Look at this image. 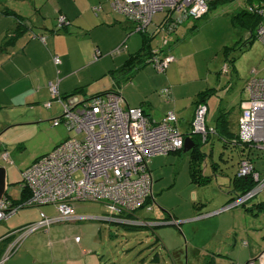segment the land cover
Segmentation results:
<instances>
[{
  "label": "rangeland",
  "instance_id": "1",
  "mask_svg": "<svg viewBox=\"0 0 264 264\" xmlns=\"http://www.w3.org/2000/svg\"><path fill=\"white\" fill-rule=\"evenodd\" d=\"M102 1L105 4L101 3L93 14L98 12L100 14L104 4L105 9L109 11L107 18L109 21L113 17L129 25L122 14L111 8L108 0ZM94 6L96 5L92 7ZM235 8V0L218 5L198 19H187L177 28V36H180L177 48L198 51L193 62H196L198 70L201 71L197 72L193 67L189 75H199L201 72L210 74L209 81L212 85L203 86L205 88L213 86L216 89L215 94L208 100L207 123L214 122L218 109L230 108H233L230 117L233 122L236 105L246 96L244 90L246 79L255 72L264 74L263 45L256 39L250 46H243L248 32L231 21ZM161 16L162 11L153 17V22L158 21ZM102 31H107V35H110V30L108 31L106 26ZM125 37L124 34L123 40ZM132 37L140 38L137 33L129 35L125 46ZM164 39L175 48L173 42L177 41L173 33L166 34L160 31L153 44L155 45L156 41L159 44L163 43ZM225 48H229L227 58L223 54ZM116 53L114 51L107 57ZM123 53L124 50L119 56ZM230 59L233 61H229ZM144 66L150 67L149 64ZM224 66H227L226 72ZM131 71L135 69L132 68L125 74ZM113 74L117 79L119 73ZM212 110L215 115L210 119ZM233 125L235 126V123ZM19 130V127L9 128L1 135V138L7 141V151L12 161L9 164L0 157V165L8 168L6 194L12 198H17L19 194L20 170L31 162L37 150L49 145L55 134L50 121L41 123L40 127L29 128L26 137H20L17 133ZM203 149L206 153L209 149L212 150L211 158L214 161L220 160L217 173L211 174L207 171V175H211L210 183L195 186L190 182L185 153L178 156L180 159L175 165H169L164 156L158 157L157 163L164 164V167L162 177L155 182L158 187L152 188L154 203L149 204V211L144 208L136 212V216L146 221V224H150L149 217L162 215L166 217L170 213L175 218L172 219L175 224L158 223L160 226L151 228L146 225L139 229L100 221H63L53 223L46 229L28 233L22 238L19 248L25 246L31 249V259L38 255L37 259L40 258L42 264H65V257L78 251L81 254L84 252L86 262L81 260L77 264H87L93 259L96 264H236L239 260L254 259L264 251L262 246L264 241L261 238L264 235V212L244 207L257 202L264 203V190L249 199L245 206L237 205L208 216L209 213L221 209L232 196L228 187V180L232 177V163L228 157L230 150L225 152L222 149L217 136L212 137V141ZM168 158L171 159L173 156L169 155ZM250 158L256 170L260 172V177H263L264 161L261 158V151L254 148L250 152ZM77 205H81L77 215L98 216L101 213H108L107 207L102 203L80 202ZM40 210L47 216L53 215V209L47 211L43 207H25L10 218L16 221L17 218L24 217L26 223L37 221L40 218H38ZM178 221L181 223L178 224ZM76 236L78 242L74 241ZM243 241H247L248 244L243 245ZM50 257H54V260Z\"/></svg>",
  "mask_w": 264,
  "mask_h": 264
},
{
  "label": "crops",
  "instance_id": "2",
  "mask_svg": "<svg viewBox=\"0 0 264 264\" xmlns=\"http://www.w3.org/2000/svg\"><path fill=\"white\" fill-rule=\"evenodd\" d=\"M101 3L105 4L102 0H0V148L2 147L0 157L3 153H6L8 158L7 162H4L12 163L7 151V141L1 138L3 132L9 128L19 127L20 130L17 131L19 136L26 137L29 128L40 127L41 123L50 121L55 132L49 145L37 150L34 153V158L20 170V173L37 159L52 151L55 146L69 136L63 125H52V120L60 114L61 105L58 102H52L50 107L44 106V103L50 100L48 82L57 83L58 94L62 96L69 95L78 86L85 87L80 97H88L92 94L109 90L117 91L120 93L125 106L141 107L144 115L151 121H160L167 111H173L177 118L176 125L182 134L186 133L190 128L197 95L208 88H212L216 92L213 86L206 88L203 86L212 85L209 81L210 74L201 72L199 75H189L193 67L195 71H201L198 70L196 62H193V58L198 54V51L177 48V40L180 37L177 36L178 30L174 33L177 41L173 42L175 43V48L172 45L169 49L170 54L174 55L175 61L165 73L160 74L155 72L151 66L141 65L138 69L134 68L135 71L125 74V72L130 70L121 69L123 58L128 53L138 49L140 38H130L129 43L125 46L124 43L127 41L126 37L123 40L125 22L112 16L109 21L107 19L109 11L105 9L104 4L101 7L100 14H98L99 12L97 13L98 15L93 14L92 6H97V4L99 6ZM10 12L17 15V17ZM59 16L64 17V27H60L58 24ZM19 17H22L25 23L23 24L25 30L14 36L16 24L18 23L17 18ZM105 26L108 31L110 30V35H107V31H102ZM41 36L44 37L43 41L39 39ZM122 45H124V48L121 51L124 50V56H119L120 51L117 52L118 54L107 57L108 54L114 53ZM247 46H250V44ZM95 49L99 51L100 57L93 61L92 53ZM263 53L264 46L262 56ZM55 55L60 60L57 65L52 61V57ZM114 72L119 73L117 79L113 76ZM162 89H168V96L161 94ZM212 95L205 103V123L208 127L213 128L215 122L210 123L208 121L207 123L206 118L209 114L208 100ZM246 96L241 98L236 105V114L233 122L230 119L233 108L222 110V112L228 111V126L232 134L237 133V117L240 114V103ZM213 113L214 111L212 110L210 119L214 117L215 114ZM234 123L235 126L233 125ZM214 136L216 135L212 137ZM212 137L209 138L207 143L212 141ZM218 138L222 149L225 152L228 149L230 150L228 157L232 163L233 177L238 158L244 152L248 154L249 149L245 145L243 147L233 146L231 149L227 148L223 146L222 139L219 136ZM207 143L201 147L202 152L205 154L204 162H202L205 175L207 171L211 174L217 173L220 162L218 160L217 163L211 158L212 150L209 149L208 153L204 151L203 147ZM182 153H185L184 156L188 160L189 155L183 149L181 153L170 154L173 156L171 159L168 158L169 155L163 158L169 162V165H175L180 159L178 156ZM158 157L160 156L151 157L148 160V167L154 178L152 188L153 186L158 187L155 182L162 177V169L164 167V164L159 165L157 163ZM0 166L5 168L7 178L8 168L4 165ZM258 173L260 175V172ZM231 178L228 180L230 191L232 189ZM19 187L20 194L22 188L21 178H19ZM231 193L233 194L232 191ZM19 194L17 198L8 196L10 199L16 200L19 198ZM80 202L75 203L76 214L77 210L81 208V205H77ZM29 207H43L47 211L53 209V215L51 216L56 214V209L53 205ZM23 208L25 207L19 208L14 214L0 221V259L17 237L14 231L26 224L35 222L26 223L24 217L17 218L16 221L11 220L10 217ZM41 214L45 215L44 211H39L38 218L41 217ZM106 215L104 213L98 216L84 215L87 218L77 221H100L120 224L112 220H106L104 218ZM172 219L175 220L174 217ZM76 238L78 239L76 236L74 241L78 242L75 240ZM20 248L19 245L15 247L3 264H29V259L30 264H42L40 258L37 259L38 255L31 259V249L25 248V246H20ZM82 254L78 251L75 254L67 255L65 264H77L81 260L86 262L84 252ZM50 258L54 260V257ZM246 260H240L239 262ZM87 264L96 263L93 259Z\"/></svg>",
  "mask_w": 264,
  "mask_h": 264
},
{
  "label": "built area",
  "instance_id": "3",
  "mask_svg": "<svg viewBox=\"0 0 264 264\" xmlns=\"http://www.w3.org/2000/svg\"><path fill=\"white\" fill-rule=\"evenodd\" d=\"M111 8L122 14L133 30L141 31L158 13H173L174 19L167 23V29L177 28L187 19H197L208 10L209 0H108ZM99 6L92 7L97 11ZM250 9V7H249ZM253 9L261 16V23L255 31L256 37L264 44V4ZM65 23L58 17V24ZM41 41L44 37H39ZM165 40V39H164ZM165 53L150 62L159 72H164L175 60L170 54V43H162ZM100 57L95 49L92 60ZM55 65L60 60L52 57ZM264 70V55H263ZM226 71L227 66H224ZM50 100L61 105L58 117L52 125L61 124L67 136L55 148L37 159L21 172V186L29 190V197L19 204L12 205L3 197L0 202V221L14 214L19 208L53 205L54 216L41 214L39 220L26 224L16 231L13 243L0 259L3 264L22 238L38 229H46L53 223L73 222L87 218L77 215L75 203L78 201L102 203L108 209L106 220L120 224L129 222L140 224L136 217L140 209L150 210L145 200L151 196V176L146 165L151 157L171 150H180L184 136L176 127V117L167 111L160 121L148 119L141 107H128L117 91H109L87 100L77 95L61 98L57 83L48 82ZM246 98L240 104L238 119V141L246 144L251 151H261L264 161V74H255L246 82ZM163 89L162 94H167ZM206 106L197 105L190 124V132L203 137L213 132L205 125ZM7 162V154L1 155ZM238 176L251 175L256 185L243 196L237 197L213 214L240 205L264 189V175L260 177L251 158L239 162ZM132 219L128 215H132ZM210 216V214H208ZM175 223L174 221H171ZM75 240L78 241L76 238ZM236 264H264V251L254 259Z\"/></svg>",
  "mask_w": 264,
  "mask_h": 264
},
{
  "label": "trees",
  "instance_id": "4",
  "mask_svg": "<svg viewBox=\"0 0 264 264\" xmlns=\"http://www.w3.org/2000/svg\"><path fill=\"white\" fill-rule=\"evenodd\" d=\"M233 1L234 0H209L207 12L213 10L218 5H222V4H225L228 2H233ZM235 1H236V8L234 9V11L232 13L231 21H233L235 24L239 25L241 28H244L248 32L245 40L243 41V46H247V45L251 44L254 40L258 39L255 35V31H256L257 27L259 26V24L261 23V19H262L261 16H259V14L253 9V7L254 6H262V4H264V2H262V0H235ZM249 7H250V9H249ZM6 12H9V11H6ZM10 13L17 17V15H15L14 13H12V12H10ZM205 14H203L202 16H204ZM202 16H200V17H202ZM153 19L154 18H152L151 23L146 28L142 29L141 31H137V32H132L133 28H132L130 23H129V25L125 23L126 25L123 26L126 38L129 35L136 34V33L140 36V45L136 51H134L132 53H128L126 55V57L124 58V61L122 62L121 69H127V70H131L132 68L137 69L141 65L149 64L154 69L155 72L159 73L153 67V65L150 61L153 58H156L159 56L161 57L162 54L165 53L166 48L162 46V43L159 44L158 41H156V44L154 45L153 42L155 40V37H156V35L158 36V33L160 31H162L166 34H172V33L174 34L177 31V28L179 26L177 28L171 27V30L167 29V23L174 19V15H173V13H168L166 11L164 13H162L161 18L158 21L153 22ZM17 22L18 23L16 24L17 26H16V29L14 31V36L19 35L20 33L24 32V30H25V26L23 25L25 23L22 20V17L17 18ZM60 27H64V23L61 24ZM60 27H58V29H60ZM262 45L264 46L263 43H262ZM121 47L119 49H116L115 52H119ZM228 53H229V48H225L223 51V54L225 55L226 58H227ZM263 55H264V53H263ZM229 61L232 62L233 59H230ZM262 61H263V56H262ZM173 62H171L169 64L168 68L160 74L165 73L169 69V67L171 66V64ZM84 88H85L84 86H78V87H75L69 95H64V96L60 95V96H61V98H64V99L67 98L68 96H71V95L80 96V94L83 93ZM109 91H112V90H109ZM109 91H103L100 93H95V94H92L88 97H83V98H85L87 100L88 98H91L92 96H96L98 94H102V93L109 92ZM214 92H215V90L213 91L212 88H208V89H205L204 91L200 92L197 95L196 100L194 102L195 109H196L197 105H200V104L205 105L206 100L212 94H214ZM161 94H162V91H161ZM168 94H169V91L166 95L168 96ZM227 114H228V111L222 112V110H218L217 115L215 117V121H214L215 122L214 127L213 128L208 127L205 123L206 127L208 129H212L213 132L207 133V135H205L204 137L202 135H198V134H194V133L190 132V128L186 133H183L184 138L186 136H188L193 143V146L186 152L189 155V159H188L189 180L195 186H204V185L210 183V181H211V176L207 175V174L205 175L203 173L202 162H204L203 160H204L205 154L201 150L202 145L207 143V141L209 140L210 137H212L213 135H216L217 137L219 136L222 139L223 146L230 148V149L233 146H238V147L242 146L243 147V145H245L247 147L246 144H242L238 141V119H239V117L237 119V133L232 134V132L230 131V128L228 126ZM174 115H175V113H174ZM193 116H194V113H193ZM175 117H176V115H175ZM192 119H193V117H192ZM176 122H177V118H176ZM190 124H191V122H190ZM176 127H177V125H176ZM182 148H183V146H182ZM182 148L180 150H171L169 152H166L165 154L156 155V156H160V157L164 156L165 157V156H168L170 154H178V153L182 152ZM245 151H247V150H245ZM250 152L251 151L249 150V153ZM249 153L247 154L246 152H244L241 154V157L238 158L236 169L234 171V175L231 178V188H232L231 191L233 192V194L227 200L226 204H224L223 206L229 204L231 201H233L237 197L243 196L244 194L249 192L256 185V182L253 180L251 175H245V176H238L237 175L239 162L243 159H246V158L249 159L250 158ZM148 163L149 162H147L146 170L150 173L151 186H152L154 178H153V173L151 174V172H150V169L148 167ZM254 169H255V167H254ZM4 197L8 198L12 205L19 204L29 197V190L26 187H22L20 194H19V198L16 200L10 199L7 194H5ZM154 199L155 198H154V194H152V187H151V196H149L145 200L144 205L150 204L151 202L154 203ZM247 201L240 204V205L245 206ZM244 208H246L248 210H250V208L251 209L255 208L258 212H260V211L264 212V204L261 202L252 204L249 207H244ZM132 217H133V214L128 215L129 219H132ZM138 218H140V217H138ZM171 218H173V216H172V214L169 213L168 215H166V217H163V215L162 216H156V217H149L150 224H146V221H144L143 219L140 218L142 220V223H140V224L129 222L127 224L125 223L122 225H126L129 228H139V229L142 227H146V225H149V227L154 228V227L160 226V225H158V223L163 224V223L171 222L172 221ZM261 238L264 241V235H262ZM247 244H248L247 241H243V245H247ZM262 246H264V242H263Z\"/></svg>",
  "mask_w": 264,
  "mask_h": 264
},
{
  "label": "water",
  "instance_id": "5",
  "mask_svg": "<svg viewBox=\"0 0 264 264\" xmlns=\"http://www.w3.org/2000/svg\"><path fill=\"white\" fill-rule=\"evenodd\" d=\"M193 146L192 141L190 140L189 137H185L183 140V151H188L191 147ZM7 191V178H6V171L5 168L3 166H0V202L3 199V197L5 196ZM181 222L178 221V224H180ZM166 225H170V224H175L173 222H169V223H163Z\"/></svg>",
  "mask_w": 264,
  "mask_h": 264
},
{
  "label": "bare ground",
  "instance_id": "6",
  "mask_svg": "<svg viewBox=\"0 0 264 264\" xmlns=\"http://www.w3.org/2000/svg\"><path fill=\"white\" fill-rule=\"evenodd\" d=\"M210 215H213V212L212 213H209Z\"/></svg>",
  "mask_w": 264,
  "mask_h": 264
},
{
  "label": "flooded vegetation",
  "instance_id": "7",
  "mask_svg": "<svg viewBox=\"0 0 264 264\" xmlns=\"http://www.w3.org/2000/svg\"><path fill=\"white\" fill-rule=\"evenodd\" d=\"M6 199H8V198H6ZM9 200V199H8Z\"/></svg>",
  "mask_w": 264,
  "mask_h": 264
}]
</instances>
